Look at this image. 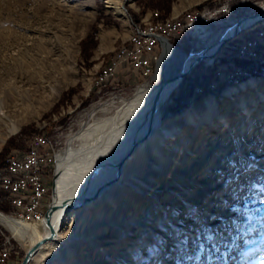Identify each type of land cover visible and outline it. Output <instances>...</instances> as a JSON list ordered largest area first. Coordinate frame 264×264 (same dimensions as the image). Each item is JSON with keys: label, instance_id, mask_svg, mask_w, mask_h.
Instances as JSON below:
<instances>
[{"label": "rangeland", "instance_id": "obj_1", "mask_svg": "<svg viewBox=\"0 0 264 264\" xmlns=\"http://www.w3.org/2000/svg\"><path fill=\"white\" fill-rule=\"evenodd\" d=\"M110 1L0 0V162L4 161L0 166L6 164L7 156L14 155L12 151L24 150L35 135L43 133L47 137L50 155L46 208L50 202L55 161L54 172L58 156L75 149L76 141L68 143V140L88 120L89 112L105 101H117L119 97L130 95L137 85L145 81L154 82L152 76L157 74L159 57L157 67L155 62L154 70L148 77L123 73L120 66L112 77L100 78L105 68L113 63L114 56L123 55L126 48H130L129 41L134 35L133 22L140 30L158 24L157 30L161 31L166 20L182 18L198 7L221 0H112L121 4V14L108 6ZM260 1L245 0L239 12H251ZM175 9L178 11L174 13ZM261 28H264V20L240 33L222 48L236 45L238 39H245L246 34H254ZM204 39L205 45L215 41L214 37ZM191 40L188 34L183 33L169 42L188 49L193 44ZM197 43L200 46L203 44L200 40ZM174 47L176 52L179 51L180 48ZM199 49L197 47L193 51ZM210 58L203 59L179 81L162 104V121H166L181 114L187 107L198 105L206 95L212 94L219 103L217 117L197 126L198 134L193 135L186 151L185 172L176 174V188L169 189L165 185L175 175L176 166L180 165L179 148L172 150L176 151V156L171 164L164 171L155 173L154 182L145 186L146 189L135 198L136 205L124 207L126 201L122 195L113 193V199L96 201V205L88 209L78 222H72L67 214L62 238L46 245L34 264H74V259L78 264L89 261L90 264H113L119 259L117 253L121 256L124 250L136 251L137 264H224L225 259L229 261L236 253L235 249L244 248L242 244L237 245L238 241L233 242L235 239H242L243 242L257 240L261 247L252 249V253L246 252V256L249 260L262 262L259 251L264 249V168L259 166V162L264 161V116L262 127L257 130L255 122L246 118V108L240 110L238 115H244L241 122L248 128L242 133L240 147L229 154L232 159L220 156L213 163L215 154L210 151L209 160L197 169L192 171L189 165L192 160L197 161L205 150L201 146L203 134L222 129L225 135L226 124L237 121V118L233 119L237 114L222 117L220 113L228 98L224 91L251 77L259 78V86L263 88L264 74L241 75L223 81L217 76L216 67L208 65L213 56ZM166 59L162 62V71L167 74L177 67V61L173 60L168 70ZM236 63L245 65L247 62L241 59ZM234 107L235 104L230 107L232 111H236ZM249 108L254 109L253 106ZM101 115L98 111L96 117ZM13 126L16 129L11 131ZM191 128V125L184 126L183 131ZM257 135L258 139L254 141ZM175 136L177 134H172L161 143L164 153L172 147ZM223 149L227 148L224 146ZM131 162L133 160L128 161L126 169L130 168ZM130 177L124 174L121 179L124 181L117 186H123L125 179ZM217 182L219 187L214 186ZM202 189L206 191L202 192ZM4 198L8 195L0 189V208L7 207ZM114 205L122 207V220L126 224L134 223L131 220L138 219L141 214L144 223L136 222L134 228L122 230L123 233L118 236L112 231L120 230L118 222L121 220L112 213ZM76 209L74 207L68 213ZM161 216L164 224L158 221ZM248 222L253 223L254 234L249 235L245 230ZM30 224L38 230L44 229L43 222ZM141 228L146 229L144 234ZM0 230L12 244V264H19L30 242L16 240L1 224ZM223 235L226 237L222 238ZM156 240L161 241L162 250L155 246ZM168 248L171 249L169 252L166 251ZM240 258L243 260L242 255H237L236 260L229 264H237ZM125 264L133 263L126 260Z\"/></svg>", "mask_w": 264, "mask_h": 264}, {"label": "bare ground", "instance_id": "obj_2", "mask_svg": "<svg viewBox=\"0 0 264 264\" xmlns=\"http://www.w3.org/2000/svg\"><path fill=\"white\" fill-rule=\"evenodd\" d=\"M110 3L112 5L110 4L108 6L113 7L115 12L120 14L123 13L121 4L113 3L112 0ZM175 11L177 10L175 9ZM263 14L264 0L256 4L255 9L248 14L247 19ZM239 19V16L234 17L230 26L222 30V32H205L203 34L198 32V34L202 39H210L211 37H214L215 40H217L221 36L229 34ZM179 21V18L172 17L166 20L164 24L165 27H167L171 26L173 23H179ZM157 26L158 24H152L147 28L145 27L143 30H140L139 27H137V35L146 36V33L150 29L158 31ZM165 27L162 28L164 29ZM133 36L134 35L130 38L129 43ZM158 38L161 40L159 43L160 47H163V53H161L162 55H160L161 57H159L160 59L158 60L157 74L152 76L154 82L145 81L144 83L137 85L130 95L119 97L117 101H115V99L105 101L97 108H93L88 114V120L82 125L80 130L75 133L74 137L68 140V143H71L73 140L76 141L75 149L71 153L67 152L65 155L58 156V164L55 173V191L53 194L55 210L52 212L50 219L54 225L55 233L52 238L46 239L34 250L27 264H34L37 255L42 252L46 245L62 238V229L67 214L72 222H78L84 218L88 209L96 205V201L113 199V193H119L122 195L124 201H126L124 207L136 205L135 198L139 197L140 192L146 189L145 186H149L154 182L155 173L164 171L167 166L171 164L172 158L176 156V151L172 152V150H177L179 148V153L181 154L179 158L180 165L179 167L176 166L175 175L171 180H168L165 185V187H168L169 189L176 188V174H182V172H185L186 151L189 150V142L192 140L193 135L198 134V130H196L197 126L204 122L212 121L217 117V114H219L218 99L210 94L206 95L198 105H191L176 117L162 121V104L177 87L178 82L181 81L203 59L206 58L207 60H210V56H213L212 61H214L221 48L217 50L216 43L208 48H201V45L198 47V49L200 48L199 50H192L181 56L180 66L178 67L177 65V67L173 68L166 74L162 71V62L165 61L170 54L175 53L176 50L174 49L175 47L169 43V40L172 38L169 39L165 36H159ZM223 60H226V58H223ZM259 81V78L251 77L240 85L229 87L224 91L228 98L220 113L223 115L222 117H226L231 113L237 114L236 117H233L235 120L237 118V121H229L226 124L225 135L222 134V132H224L222 129L217 132H215V129L212 130L213 133L210 131V133L202 135L201 146L205 147V150L202 152V155L197 158V161L194 162L192 160L190 162L189 168H191L192 171L209 160L208 153L210 151H213L215 154L212 158L213 163H216L220 156L226 157V159L227 157L232 159V156L229 154L232 150L240 147L243 136L242 133L248 128L245 123L242 124L241 122V118L244 117V115H238L241 112L240 110L246 108V118H248V121L255 122V128L257 130L262 127L263 121H261V119L264 116V87L260 88ZM248 103L252 104L248 106ZM234 104L235 107L233 109H236V111H232L230 108ZM247 106H253L254 109H247ZM98 111L102 113L100 117H96ZM188 125H191L192 128L187 132L183 131L184 126ZM15 129L16 128L13 126L11 131H14ZM263 132L264 129H262V133ZM172 134H177V136L173 137L172 147H169V149H167L168 151L164 153L162 151L161 143L164 140L166 141ZM258 136L259 135L255 137L254 141H257ZM2 141L3 139L1 142ZM181 141L184 142V144H181ZM224 146L227 148L225 151L223 149ZM181 147L183 148L180 150ZM10 158L11 156H7L5 160L6 164ZM129 160H133V162H131L130 168L126 169ZM233 160L234 162H238L237 159ZM26 162L27 154L19 153V163ZM55 166L56 165H54V171ZM259 166L264 168V161L259 162ZM124 174L131 177L125 179L126 183L123 184V186H117V184L124 181L121 180ZM0 186H2V178H0ZM214 186L219 187L220 184L217 182ZM25 187L26 173H18L15 194L23 195ZM1 190L8 195V198H10V188H2ZM204 191L206 190L202 189V192ZM74 207H77V209L68 213V211ZM210 210L211 208L209 211ZM112 213L116 216V219L121 218L118 222V228H120V230H112L113 232H116L118 236L121 234L122 230L134 228L136 225L134 223H144L142 220L143 215L141 214L138 219L131 220L134 221V223L126 224L122 220L124 212L120 205H114ZM225 214H228V212H225ZM158 221L163 223L162 216ZM42 222L44 228L43 231L38 230L35 226H31V224L29 225V223L41 224ZM0 224L5 227L16 240H28L30 245L38 239L47 236L49 232L48 225L44 220V214L42 221L35 223L23 221L8 215V213L6 214L0 211ZM176 225L180 224L177 223ZM245 226V230H247L249 235L254 234L256 229L252 222H248ZM141 230L143 233L146 229L141 228ZM156 230L161 231L160 228H157ZM170 230L177 233L176 230ZM229 234L226 236L231 235ZM226 236L223 235L222 238H225ZM236 241H238L237 245L240 246V244H242L244 245V248L235 249L236 253L229 258V261L225 259L223 261L224 264H229L232 260V262H234L237 255H242L243 258V260L240 258L237 264H264V249L259 251V253H262L260 259L262 261L261 263H258L255 259L249 260V257L246 256V252L261 247L257 240L243 242L242 239H235L233 242ZM223 242L226 241L224 240ZM160 243L161 241H155V246L158 250L161 249ZM105 244H108V242ZM173 245L174 244H171L170 246ZM170 250L171 249L169 248L166 249L167 252ZM123 252L124 254L121 256L117 253L119 259L113 264H125L126 260H131V263L133 264L138 263L135 258L136 251L132 252L124 250ZM250 253H252V251ZM85 255L88 256L87 253ZM251 255L254 256V254ZM164 256L166 255L164 254ZM73 261L74 264H78L76 259ZM90 263L91 262L89 261L87 264ZM211 264H213V262H211Z\"/></svg>", "mask_w": 264, "mask_h": 264}, {"label": "built area", "instance_id": "obj_3", "mask_svg": "<svg viewBox=\"0 0 264 264\" xmlns=\"http://www.w3.org/2000/svg\"><path fill=\"white\" fill-rule=\"evenodd\" d=\"M245 4V0H221L218 3L205 4L193 12L184 15L179 23H173L161 31L150 29L146 36L137 35V25H134V36L131 39L130 48H126V54L115 55L113 63L103 71L100 78L112 77L122 64L140 73L141 77H148L154 70V64L159 57V36L176 39L183 33L192 38V45H198L197 41L204 42L198 32L219 33L230 26L234 17L239 18L250 14H240L239 9ZM204 44V43H203ZM226 58V60H223ZM247 63L241 65L238 60ZM208 65L215 66L217 76L223 81L233 79L241 75H249L250 68H264V28L254 34H246L245 39H238L236 45H228L221 48L214 61ZM207 71V64L204 66ZM47 137L43 134L35 135L27 148L15 149V153L7 164L0 168L2 188H10V198H4L9 205L6 212L9 215L28 222L42 221L46 209V197L48 192V147ZM19 153L27 154V162L19 163ZM54 160H56L54 156ZM55 165V164H54ZM18 173H26V187L23 195L15 194V185L18 182ZM52 183V179H51ZM0 264H12V244L0 230ZM14 256V255H13Z\"/></svg>", "mask_w": 264, "mask_h": 264}, {"label": "water", "instance_id": "obj_4", "mask_svg": "<svg viewBox=\"0 0 264 264\" xmlns=\"http://www.w3.org/2000/svg\"><path fill=\"white\" fill-rule=\"evenodd\" d=\"M248 15H245L243 17H241L239 19V21L237 23H235L233 30L227 34V35H223L220 38H218L217 40H215L213 43H210L208 45H204L202 44L201 47L203 48H208L210 46H212L213 44H217V50H219L220 48H222V46L227 43L228 41H230L231 39H233L234 37H236L237 35H239L240 33L246 31L247 29L253 27L254 25H256L259 21L264 19V14L263 15H259V16H255L253 18H249L247 19ZM250 17V16H249ZM167 39V38H166ZM168 40V39H167ZM161 41V40H160ZM171 43L173 46H177L179 49V51L173 53L172 55H169L166 59L165 62V66L166 68L169 70V68L171 67V64L173 62V60L177 61V65L178 67L180 66V58L181 56H183L184 54H187L188 52L192 51L194 48L199 47L200 45H195V46H191L188 49H184L181 48L180 46L174 44L173 42H169ZM163 47L161 46V51L159 53V57L162 53ZM250 75V74H249ZM55 173L53 171V175H52V183H51V188H50V192H51V196H50V202L48 207L46 208L45 212H44V220L46 222V224L48 225V235L45 237H42L41 239H38L37 241H35L34 243H32L24 252L19 264H27L31 254L34 252V250L42 243L44 242L46 239L48 238H52L54 236L55 233V228L54 225L51 222V216H52V212L55 210L54 207V199H53V194L55 191ZM72 206V205H71Z\"/></svg>", "mask_w": 264, "mask_h": 264}, {"label": "trees", "instance_id": "obj_5", "mask_svg": "<svg viewBox=\"0 0 264 264\" xmlns=\"http://www.w3.org/2000/svg\"><path fill=\"white\" fill-rule=\"evenodd\" d=\"M250 75H256V74H264V68H253V67H251L250 68V73H249ZM3 162V164H4V161H1L0 162V164ZM2 164V165H3ZM1 167V166H0ZM5 204H6V206L7 207H3L2 208V206H1V208H0V210H3V211H8L9 210V205L6 203V202H4ZM0 237H1V234H0Z\"/></svg>", "mask_w": 264, "mask_h": 264}, {"label": "crops", "instance_id": "obj_6", "mask_svg": "<svg viewBox=\"0 0 264 264\" xmlns=\"http://www.w3.org/2000/svg\"><path fill=\"white\" fill-rule=\"evenodd\" d=\"M177 11H178V10H177ZM177 11H176V12H177ZM179 12H180V11H179ZM179 12H178V13H179ZM174 13H175V10H174ZM178 13H177V14H178ZM151 14H152V13H151ZM151 17H152V16H151ZM154 19H155V18H154ZM179 19H181V18H179ZM130 43H131V42H130ZM130 43H129V44H130ZM123 66H124V65L122 64L121 67H123ZM119 68H120V67H119ZM122 71H123V73H132L133 75H136V76L139 75V76H140V73H138L137 71L131 69L128 65H126L125 67H123V70H122ZM12 152H15V150L12 151Z\"/></svg>", "mask_w": 264, "mask_h": 264}]
</instances>
